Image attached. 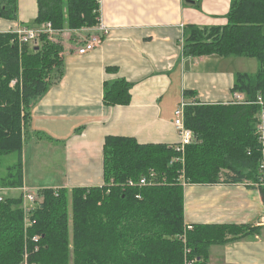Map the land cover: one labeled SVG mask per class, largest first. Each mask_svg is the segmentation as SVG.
I'll return each instance as SVG.
<instances>
[{
    "label": "trees",
    "instance_id": "trees-1",
    "mask_svg": "<svg viewBox=\"0 0 264 264\" xmlns=\"http://www.w3.org/2000/svg\"><path fill=\"white\" fill-rule=\"evenodd\" d=\"M17 1L0 0V19L17 22ZM182 1L200 8L201 0ZM36 2L34 27L51 24L58 33L92 28L100 16L99 0ZM16 41L14 34L0 33V187L13 189L23 185V134L30 105L64 72L61 42L41 34L36 45L19 49ZM182 51L191 58L255 59L257 71L235 74L231 91L248 102L259 97L264 101V0H231L223 27L187 26ZM130 88L124 80L106 82L104 104H130ZM189 95L194 94H184ZM193 102L184 108V124L194 138L184 152L185 183L255 182L259 107ZM177 145H141L133 138L106 137L103 184L40 191L34 223L26 229L21 197L0 202V264H209L212 246L260 234L259 228L245 226L185 224L182 169L172 163ZM12 154L16 162L4 167L2 159ZM150 171L165 184L127 186ZM260 194L264 200V191Z\"/></svg>",
    "mask_w": 264,
    "mask_h": 264
},
{
    "label": "crops",
    "instance_id": "crops-1",
    "mask_svg": "<svg viewBox=\"0 0 264 264\" xmlns=\"http://www.w3.org/2000/svg\"><path fill=\"white\" fill-rule=\"evenodd\" d=\"M230 1L201 0L197 9L182 0H99V17L109 35L84 56L77 49L89 32L64 29L52 35L64 48V72L30 105L22 186L39 192L100 187L106 137L177 145L174 111L182 101L228 104L234 76L242 71L227 64L231 58L184 56L182 45L187 26H225ZM17 4V22L0 19V33L36 28V0ZM117 80L131 85L130 104L106 106L104 84ZM183 210L186 225L260 230L212 246L209 264H264V200L258 190L244 183L186 184Z\"/></svg>",
    "mask_w": 264,
    "mask_h": 264
},
{
    "label": "built area",
    "instance_id": "built-area-1",
    "mask_svg": "<svg viewBox=\"0 0 264 264\" xmlns=\"http://www.w3.org/2000/svg\"><path fill=\"white\" fill-rule=\"evenodd\" d=\"M77 33H87L89 35L87 37H83L80 42V46L77 49V54L79 56H84L89 52L93 51L98 45L102 43L103 38L108 37L109 28L102 22V20L98 19V23L96 26L92 28H84L81 30H75ZM58 33L53 30L51 24H46L40 27H36L35 29L30 28H17L12 34L16 36V42L18 43L19 49L24 44H29L33 46L36 42H38L39 36L41 34H48L52 36ZM192 102L191 104H193ZM232 105H250L254 104L259 107V113L257 115V122L255 125V134L257 136L259 151H260V159L257 170V177L255 182H244V185L251 186L256 190L264 191V101L259 97L256 102H248L245 100V97L242 94L234 93L232 96V100L229 102ZM190 104L185 102H181L179 106L174 111V120L173 126L179 136V143L174 148L175 152L178 153V156L172 160V163H177L181 166V174L180 181L181 186L184 187L186 185L184 176H183V168H184V152L185 148L190 145L193 141V134L190 130L185 127L184 124V108ZM165 184V179H159L158 174L154 171L148 172L147 175L142 176L137 182L129 181L127 182V186L130 188H148L153 186H159ZM5 192H18L22 199V211L24 214V228L31 226L34 221L31 220L32 216L38 209L39 203L41 202V198L39 195V191L29 190L25 187H21L19 189L13 188H0V202H3L6 197L3 196ZM140 197H138L139 199ZM190 229V226H188ZM37 238H34V241L37 242ZM187 251L186 253H188ZM26 260V254L24 255V261ZM24 264H26L24 262ZM188 264H192V261Z\"/></svg>",
    "mask_w": 264,
    "mask_h": 264
},
{
    "label": "rangeland",
    "instance_id": "rangeland-1",
    "mask_svg": "<svg viewBox=\"0 0 264 264\" xmlns=\"http://www.w3.org/2000/svg\"><path fill=\"white\" fill-rule=\"evenodd\" d=\"M226 62H228L227 64L230 67L236 68L239 71H242V73L254 74L258 68V64L255 59L231 58L229 59V61H226ZM16 159H17V156L15 154L4 157L2 159L4 167L10 166L11 164L15 163ZM39 195H41V193ZM3 196H5L6 198H11V197L15 198V197H20V194L18 192H5L3 193Z\"/></svg>",
    "mask_w": 264,
    "mask_h": 264
},
{
    "label": "water",
    "instance_id": "water-1",
    "mask_svg": "<svg viewBox=\"0 0 264 264\" xmlns=\"http://www.w3.org/2000/svg\"><path fill=\"white\" fill-rule=\"evenodd\" d=\"M188 4H194V1H188Z\"/></svg>",
    "mask_w": 264,
    "mask_h": 264
},
{
    "label": "bare ground",
    "instance_id": "bare-ground-1",
    "mask_svg": "<svg viewBox=\"0 0 264 264\" xmlns=\"http://www.w3.org/2000/svg\"><path fill=\"white\" fill-rule=\"evenodd\" d=\"M14 166V165H13ZM10 168V167H9ZM61 191V190H60Z\"/></svg>",
    "mask_w": 264,
    "mask_h": 264
}]
</instances>
